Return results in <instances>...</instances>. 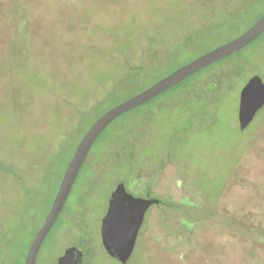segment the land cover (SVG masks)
Returning <instances> with one entry per match:
<instances>
[{
	"label": "rangeland",
	"instance_id": "1",
	"mask_svg": "<svg viewBox=\"0 0 264 264\" xmlns=\"http://www.w3.org/2000/svg\"><path fill=\"white\" fill-rule=\"evenodd\" d=\"M257 2L0 0V21L16 8L27 23L0 22V264H23L81 136L68 132L77 114L86 108L84 130L115 101L238 36L261 10ZM250 59L216 109L175 101L107 126L35 264H56L69 246L82 264H122L100 238L121 181L134 196L149 190L159 200L124 264H264V107L246 128L237 123L239 88L255 74L264 82V45ZM185 215L190 227L181 224Z\"/></svg>",
	"mask_w": 264,
	"mask_h": 264
},
{
	"label": "water",
	"instance_id": "2",
	"mask_svg": "<svg viewBox=\"0 0 264 264\" xmlns=\"http://www.w3.org/2000/svg\"><path fill=\"white\" fill-rule=\"evenodd\" d=\"M263 30L264 11L238 36L178 66L148 87L110 107L95 119L78 141L65 167L50 208L39 229L33 236L26 254H24L23 264H35L36 254L42 241L62 210L70 192L69 190L91 145L105 126L123 112L160 94L203 68V66L205 67L215 60L243 48L258 37ZM263 106L264 82L259 75L255 74L246 80L239 91L237 111L239 128H246ZM158 201V199L153 197L134 196L125 189L123 182L117 183L108 198L107 209L100 224L101 244L105 249V253L122 264L126 263L133 253L137 235L143 224L148 207ZM81 253L75 246L66 247L57 258L56 264H81Z\"/></svg>",
	"mask_w": 264,
	"mask_h": 264
},
{
	"label": "trees",
	"instance_id": "3",
	"mask_svg": "<svg viewBox=\"0 0 264 264\" xmlns=\"http://www.w3.org/2000/svg\"><path fill=\"white\" fill-rule=\"evenodd\" d=\"M246 1L248 3H250L251 0H244V3ZM255 1H258L257 2L258 7L261 5L262 8L259 11V13L257 14V16L255 17V19L252 21V23L264 11V0H255ZM10 18L11 19L7 20V18L5 16L4 20H2L0 22L3 23L5 26L6 25L12 26V28H10V29H27L26 28V24H27L26 19L20 10H17L15 8V10L12 12ZM262 45H264V30L258 37H256L253 41H251L249 44H247L243 48H241V49H239V50H237V51H235V52H233V53H231V54H229L223 58L217 59L205 67L203 66V68L199 69L198 71H196V72L192 73L191 75L187 76L186 78L182 79L181 81L174 84L173 86L166 89L165 91L161 92L160 94L148 99L147 101L143 102L142 104H139V105L123 112L122 114L117 116L115 119H113L107 126H109L113 121H116V120H118V122H122L123 120L124 121L125 120H132V119H136L139 116L141 117L144 113H146V115L147 114L150 115L148 113V111H150L156 105L162 106V105H165L169 102H175V101H177L181 104H186V105L192 104L193 102L195 104H198L199 102L202 103L204 101V104L206 106H208L210 108V110L216 109L218 103L220 102V98L222 96V93L225 92L227 89L232 88L233 85L236 83V81L244 75V73L248 69V65L251 61L250 58L252 57L253 53L255 51H257V49ZM240 89L241 88H239L238 94H237L238 98H239ZM132 95H134V94H131V95H129L123 99L117 100L113 104L108 106L107 108L102 109L99 113H96L95 118L93 119V121L88 126H90L95 121V119H97L107 109H109L110 107L114 106L115 104L131 97ZM98 96L99 95H97L96 97H98ZM96 97H94V98H96ZM97 99H99V98H97ZM97 99H95V101ZM93 103L94 102H91L90 104H93ZM85 112H87L86 108L81 110L79 112V114H77L78 122L74 125V127L70 128V129L68 128L69 129L68 132H71L73 129H75L79 132L80 131H82V132H81V136L79 137V139L77 140L75 145L72 146V152L69 155H67V157H66L65 164H64L63 169H62L60 176H59V182H58L55 190L53 191L54 192L53 198H54L55 193H56L55 191H57L58 185L60 183V179L62 177L64 170H65V167H66V165H67L78 141L80 140L82 135L85 133V131L88 129V126H86L84 130L79 128L80 120L84 116L83 114ZM90 112L91 113H89V114H92V109ZM107 126H105V128L100 132V134L97 136V138L94 140L93 144L91 145V147H90V149H89V151H88V153H87V155H86V157H85V159H84V161H83V163H82V165H81V167H80V169H79V171L75 177V180H77L79 173H80L88 155L93 150V147L97 144L100 135L107 128ZM63 145L69 147L70 146V140L64 141ZM75 180H74V182H75ZM52 200L49 203L48 210L50 208ZM181 204L186 205V206H188V205L193 206L194 203H193V201H188L185 199L182 201ZM48 210H47V212H48ZM47 212H46V214H47ZM187 218H188V216H186V215H185V217L183 216V218L181 219L182 220L181 224H182V226L190 227L191 225H189L190 222ZM56 221L57 220H55L53 225H55ZM51 228H52V226H51ZM38 229H39V227L37 228V230ZM37 230L35 231V233L37 232ZM247 230H248L247 227L241 226L240 229L238 230V232L240 233V235L243 236V233L247 232ZM258 231L260 232V239L264 240V230L259 229ZM35 233H34V235H35ZM46 237H47V235L45 236L44 240L46 239ZM44 240L42 241L39 248H41L43 246ZM78 243H79V245L84 246V243H85L84 237L81 236L78 239ZM90 252H91V249L88 247L86 254L89 256ZM23 261H24V259H23ZM85 264H89V263H87V261H86Z\"/></svg>",
	"mask_w": 264,
	"mask_h": 264
},
{
	"label": "flooded vegetation",
	"instance_id": "4",
	"mask_svg": "<svg viewBox=\"0 0 264 264\" xmlns=\"http://www.w3.org/2000/svg\"><path fill=\"white\" fill-rule=\"evenodd\" d=\"M123 183H124V182H123ZM124 185H125V183H124ZM125 188H126V187H125ZM145 197H146V198H147V197H150V196H149V191H148V193H146V196H145ZM151 205H152V204H151ZM151 205H150V206H151ZM150 206H149V207H150ZM149 207H148V208H149ZM81 264H82V262H81Z\"/></svg>",
	"mask_w": 264,
	"mask_h": 264
},
{
	"label": "snow or ice",
	"instance_id": "5",
	"mask_svg": "<svg viewBox=\"0 0 264 264\" xmlns=\"http://www.w3.org/2000/svg\"><path fill=\"white\" fill-rule=\"evenodd\" d=\"M118 226H119V222H118Z\"/></svg>",
	"mask_w": 264,
	"mask_h": 264
}]
</instances>
